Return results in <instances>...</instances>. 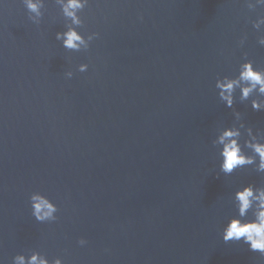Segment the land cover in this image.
<instances>
[{
	"label": "water",
	"instance_id": "obj_1",
	"mask_svg": "<svg viewBox=\"0 0 264 264\" xmlns=\"http://www.w3.org/2000/svg\"><path fill=\"white\" fill-rule=\"evenodd\" d=\"M42 11L37 25L22 0H0V261L37 250L64 264H264L221 236L236 188L264 174L225 176L212 144L234 119L216 78L244 59L264 67L251 23L264 8L90 0L79 30L99 36L80 51L55 39V0ZM235 95L246 125L264 130V111ZM33 191L56 203L57 220H35Z\"/></svg>",
	"mask_w": 264,
	"mask_h": 264
},
{
	"label": "clouds",
	"instance_id": "obj_2",
	"mask_svg": "<svg viewBox=\"0 0 264 264\" xmlns=\"http://www.w3.org/2000/svg\"><path fill=\"white\" fill-rule=\"evenodd\" d=\"M22 2L28 10L29 19L39 25L44 14L42 10L45 0ZM55 3L65 19L64 30L57 31L55 39L67 50H87L90 42L99 36L98 32L85 35L79 30L84 24L81 12L89 6L90 0H55ZM244 3L250 10L264 8V0H244ZM251 23L259 33L257 43L264 46V15H258ZM246 39V35L242 36L238 46L243 47ZM87 69V63L78 65L80 72ZM65 76L71 78L73 72L68 70ZM215 88L219 100L226 107L233 109L234 117L230 125L217 126L215 138L212 140L219 159V172L228 176L238 168L252 166L256 172L264 174V130L254 131L252 126L246 125L243 114L233 107L236 101L235 93L239 89L240 102L250 101L252 110L264 111V67L254 65L251 59H244L236 74L218 76ZM29 201L32 216L36 221L43 223L57 220V205L45 193L33 191ZM232 203L236 214L228 218L222 227L223 241L242 242L250 251L264 255V185L248 183L236 188ZM78 243L83 246L87 241L81 237ZM0 264L3 262L0 261ZM12 264H64V261L60 256L50 260L42 252L31 250L27 255L24 252L15 254Z\"/></svg>",
	"mask_w": 264,
	"mask_h": 264
}]
</instances>
